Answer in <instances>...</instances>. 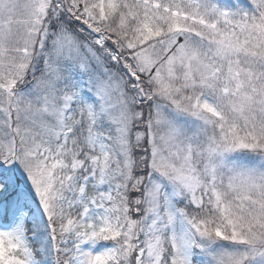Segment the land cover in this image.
Returning a JSON list of instances; mask_svg holds the SVG:
<instances>
[{"label":"snow or ice","instance_id":"1","mask_svg":"<svg viewBox=\"0 0 264 264\" xmlns=\"http://www.w3.org/2000/svg\"><path fill=\"white\" fill-rule=\"evenodd\" d=\"M0 264H264V0H0Z\"/></svg>","mask_w":264,"mask_h":264}]
</instances>
